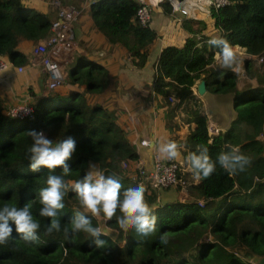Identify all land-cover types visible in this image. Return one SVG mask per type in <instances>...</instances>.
<instances>
[{"label": "trees", "instance_id": "1", "mask_svg": "<svg viewBox=\"0 0 264 264\" xmlns=\"http://www.w3.org/2000/svg\"><path fill=\"white\" fill-rule=\"evenodd\" d=\"M158 4L166 14L173 12L169 1ZM139 7L137 0H98L89 11L94 28L110 44L125 48L133 64L143 68L158 33L150 27L151 21L147 25L140 23ZM210 12L213 31L206 33L213 34L196 35L190 26L182 46L163 48L156 62L152 89L168 108L166 125L172 131L179 129L176 111L185 101L195 99L188 118L183 117L190 124L189 134L184 141L177 136L171 141L177 146L182 143L187 154L206 147L213 160L229 146L238 147L250 160L246 169L228 172L217 165L210 176H201L197 182L181 174L176 190H186L182 199L162 200L159 190L145 189V199L157 217L156 227L147 237L134 229H121L115 216L108 220L100 214L108 234L101 221L92 217L93 226L106 233L100 237L104 243L98 248L86 233H77L73 238L65 235L63 229L70 228L68 222L74 210L82 211L69 190L64 197L65 208L57 217L61 231L45 234L50 218L39 215L42 206L36 197L39 189L46 187L48 170L41 167L34 172L29 168L28 130L42 129L54 141L69 136L75 139L76 151L68 161L71 171L66 180L79 179L92 162L105 175L118 177L125 188L137 184L122 164L139 160L140 154L120 122V110L110 107L103 95L113 83L112 74L79 51L66 88L35 100L30 115L9 113L0 94V203L23 207L31 201L33 214L41 225L40 238L31 246L19 239L20 234L14 229L15 239L0 245V264H261L264 62L253 70L255 61L249 60L245 68L257 85L239 88V74L222 68L216 59L219 50L206 41L212 36H223L233 47L240 46L248 54L264 58V0H227L219 8L211 2ZM56 17V13L39 11L25 0H0V55L15 67L29 65V56L21 46L37 44L47 37ZM198 81H205L212 94H232L235 98V119L229 129L218 135H210L208 115L196 99L194 88ZM56 174H61L60 169H56Z\"/></svg>", "mask_w": 264, "mask_h": 264}, {"label": "clouds", "instance_id": "2", "mask_svg": "<svg viewBox=\"0 0 264 264\" xmlns=\"http://www.w3.org/2000/svg\"><path fill=\"white\" fill-rule=\"evenodd\" d=\"M206 43L219 50L216 59L220 61L222 68L235 70L237 55L225 37L212 36ZM27 135L31 138V145L27 149L29 168L34 172L40 171L41 167L48 170L46 187L40 188L36 197L42 206L39 215L50 218L45 234L61 231V223L57 217L65 208L64 197L69 190L75 194L82 211L74 210V215L68 222L70 228L64 227L67 237L73 238L77 233H86L95 247H100L104 243L100 237L106 233L91 222L92 217L100 214L108 220L115 216L121 229H134L140 236L147 237L153 233L157 217L145 199V187L142 183L125 188L118 177L105 175L92 162L79 179L66 180L65 177L71 171L68 161L76 151L75 139L69 136L54 141L42 129H30ZM158 152L166 159H175L179 155L177 144L173 141L160 143ZM187 160L194 175L198 177L210 176L217 165L228 172H242L250 163L249 158L235 146H229L227 151L217 154L214 160L210 158L206 147L198 148L188 154ZM56 169H60L61 174H56ZM40 228V222L33 214L31 201L23 207L0 203V245L15 239L12 236L15 229L20 234L19 239L31 246L39 240Z\"/></svg>", "mask_w": 264, "mask_h": 264}, {"label": "crops", "instance_id": "3", "mask_svg": "<svg viewBox=\"0 0 264 264\" xmlns=\"http://www.w3.org/2000/svg\"><path fill=\"white\" fill-rule=\"evenodd\" d=\"M146 1L152 9V21L150 23V27L157 31L158 37L149 48L148 61L143 68H138L133 64V58L125 48L110 44L105 36L94 28L93 21L90 16V8L87 9L84 15H81L79 23L75 27L76 38H78V40L80 39V42H83L82 45L85 48H79L78 52H85L91 59H94L100 64L104 65L112 74L113 83L108 91L103 95L105 96L106 102L109 103L110 107H116L120 110V122L122 126L126 128L127 131H129V138L137 147L140 154L139 160L128 162V165L131 169L127 171L129 176L133 175L132 170L136 166H143L146 170H151L154 163V157L156 155L163 158L164 160H170L162 157L159 154V144L169 142L171 141V138L175 136L184 141L189 134L190 124L185 123L183 119L185 117L188 118L187 112L193 107L195 99H189L185 101L176 111L177 113L175 121L179 125V129L177 131L168 129L166 125L168 108L164 105L163 98L157 95L152 89L155 77V66L165 46H182L185 43L186 37L189 36V33H187V28L191 26V30L194 31L196 35H200L203 34V32H210L212 30L213 24L210 12L212 0H184V3H170L173 7V12L171 14H166L162 6L158 4L163 0ZM79 4H81L80 6L84 8L83 1H81ZM181 4H185V6H180ZM197 8L202 9L203 12L201 15H199V12H197ZM181 9H186L188 11V15L181 14ZM206 11L207 13H205ZM179 18L180 21L178 20ZM200 20L204 21L202 23H198ZM90 26H92L93 31L88 33ZM24 45V47L28 48V50H23V48H21V50L25 54L30 55L29 49L33 45L30 43H24ZM233 48L238 58H241L239 54H243V62H245L244 68L247 67L249 60L247 59L246 55H248V53L240 46H235ZM217 53L218 52H216V56ZM77 59L78 58L76 54L75 59L71 62V65H69L67 71L71 69L72 64L76 62ZM32 60L33 57L30 61L31 63ZM238 66L239 64L237 63L234 71L239 74L240 71ZM13 67L15 66L9 62V67L6 72H12L14 69ZM247 81L253 86L257 85V80L255 78L249 77L248 75ZM200 82L201 81H198L194 88L195 96L196 99L201 101L203 110L208 115V122H210V117L207 110H225V105L228 107L231 99L224 94H212L208 91H206L204 95H201L198 92V85ZM10 84L9 91L12 96L16 92L19 93L22 90L19 84L14 82H11ZM0 86L4 87V84H1ZM238 86L239 88L243 87H241L240 83H238ZM65 88L66 87H61L58 89V91H63ZM0 94L4 97L7 107L12 108V106L8 105L10 99L6 98L4 92L1 90ZM30 96H33L35 100H40L47 97L43 93V88H37L35 91H28V96L21 99L16 104L21 102L25 103L26 101L29 102ZM12 99L15 98L12 97ZM234 99L235 98L233 96L231 100L233 114L231 115L229 126H231V123L235 119L236 115V111L234 109ZM229 126L225 127L223 132L229 129ZM144 141H147L148 144H144ZM177 149L179 155L174 160L181 162L183 171L188 173L185 176L191 181H200L201 176L198 177L194 175L190 168L189 161L187 160L188 154L186 148L182 143H180L177 146ZM97 170H99L98 165ZM158 192L162 200H171L175 199L176 197L182 199L186 194V190L178 192L175 187L159 190ZM95 217L101 221L102 227V225L105 224L104 221H102V216L98 215Z\"/></svg>", "mask_w": 264, "mask_h": 264}, {"label": "built area", "instance_id": "4", "mask_svg": "<svg viewBox=\"0 0 264 264\" xmlns=\"http://www.w3.org/2000/svg\"><path fill=\"white\" fill-rule=\"evenodd\" d=\"M96 1L98 0H84V8L89 9ZM137 1L140 3L138 10L140 23L142 25H147L151 21L150 8L146 0ZM226 3L227 0H212V5L215 8H219ZM52 4L56 8L57 17L53 21L48 36L37 43L33 50V62L42 65L44 70L49 74L50 80L47 89H43V92H46L44 93L45 96L52 94L59 89L60 85L66 83L69 74V70L67 71V69L75 59L79 50V43L76 42L78 43L77 45L75 43V25L79 22L82 15L80 9L73 4L63 3L61 0H52ZM180 12L184 15H188L186 9H181ZM246 57L248 60L252 59L258 64L264 62L263 57L259 58L250 54L246 55ZM8 67L9 62L0 55V75L6 72ZM24 69L25 66L17 67L19 72H23ZM32 111V105H18L8 108L9 113L16 116L20 115V117L30 115ZM208 128L210 135L219 133V129L211 122H208ZM145 142L147 141L143 143L146 144ZM122 165L124 169L131 170L127 162H124ZM132 171L133 175H131V178L133 181L142 183L145 189L151 188L158 191L179 185L178 183L181 181L180 175L183 173V167L181 162L177 160H164L156 155L151 170L148 171L143 166H136Z\"/></svg>", "mask_w": 264, "mask_h": 264}, {"label": "rangeland", "instance_id": "5", "mask_svg": "<svg viewBox=\"0 0 264 264\" xmlns=\"http://www.w3.org/2000/svg\"><path fill=\"white\" fill-rule=\"evenodd\" d=\"M68 4H73L75 5L78 9H80L81 14L84 15L87 11L88 8H82L76 0H68ZM170 3L173 2H177V3H184V0H168ZM27 3L33 5L37 10L39 11H44L46 10L47 12H54L57 14L56 8L54 7V5L52 4V0H26ZM188 5V4H187ZM180 6H185V4H181ZM189 6V5H188ZM190 7V6H189ZM84 9V10H83ZM199 12V15L202 14V9L197 8ZM207 13V11L205 12ZM204 20H200L198 23H202ZM79 23V22H78ZM78 23L75 25L77 26ZM93 28L92 26L89 27L88 29V33L92 32ZM82 40V39H81ZM78 42V43H76ZM75 43L76 45L78 44V48H84L83 47V42H80V39L78 40V38H75ZM33 46L30 47V55L29 59L31 61L32 57H33V50L36 46V44L31 43ZM25 45L23 44L21 46V48H23V50H28V48L24 47ZM85 49V48H84ZM76 51V50H75ZM242 55V56H241ZM239 56L241 58L237 59V63L239 64V75H240V79H239V83L241 85V87L246 86L249 84V82L247 81V75H249V73L247 72L246 68H244L245 62H243V54H239ZM67 64H68V60H67ZM260 66V64L254 62V64L252 65V69L255 70L256 68H258ZM13 71L12 72H3L0 75V85L4 84V87L0 86V90L2 92H4L6 98H9L10 101L8 102L9 106L15 107L18 105H33V102L35 101L34 97L30 96L29 97V102H21L19 104L18 103L21 99L26 98L28 96V91H35L37 88H43V89H47L48 83H49V74L44 70V67L42 65H40L39 63H34L32 60V63L30 62V64L28 66H25V69L23 72H19L17 70V67H13ZM243 69V70H242ZM14 82L19 84V86L21 87V91L18 93L16 92L13 96L9 91V87H10V83ZM67 82V80H66ZM248 83V84H247ZM66 83L60 85L59 88H61L62 86L65 87ZM43 93H46L45 91ZM25 96V97H24ZM15 98V99H12ZM231 100H230V104L227 107V105H225L226 109L225 110H221V109H217L215 111L213 110H207V112L209 113V117H210V122L219 129V133L223 132V129L225 127H228L230 125V120H231V115L233 114V109L231 106ZM15 104V105H14ZM8 108V107H7ZM230 127V126H229ZM216 133V132H215ZM216 134V135H218ZM261 139H264V137H261ZM188 174L187 172H184V176ZM101 216V215H99ZM103 221V220H102ZM110 234V231L109 233ZM261 259V258H260Z\"/></svg>", "mask_w": 264, "mask_h": 264}, {"label": "water", "instance_id": "6", "mask_svg": "<svg viewBox=\"0 0 264 264\" xmlns=\"http://www.w3.org/2000/svg\"><path fill=\"white\" fill-rule=\"evenodd\" d=\"M207 91V87H206V82L205 81H201L198 85V92L201 94V95H204ZM226 95L227 97H229L231 100L233 98V95L232 94H224ZM17 116H20V115H17ZM178 161V160H177ZM179 162V161H178ZM102 229L106 232V233H109V230L106 228V225L103 224L102 225ZM260 263L261 264H264V257H262L260 260Z\"/></svg>", "mask_w": 264, "mask_h": 264}]
</instances>
